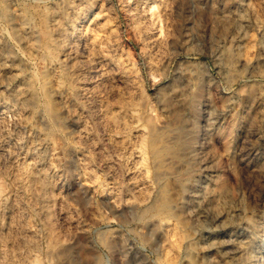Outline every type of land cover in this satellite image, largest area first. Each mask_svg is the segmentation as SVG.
<instances>
[{"label": "rangeland", "instance_id": "rangeland-1", "mask_svg": "<svg viewBox=\"0 0 264 264\" xmlns=\"http://www.w3.org/2000/svg\"><path fill=\"white\" fill-rule=\"evenodd\" d=\"M0 94V264H264V0H0Z\"/></svg>", "mask_w": 264, "mask_h": 264}, {"label": "bare ground", "instance_id": "bare-ground-1", "mask_svg": "<svg viewBox=\"0 0 264 264\" xmlns=\"http://www.w3.org/2000/svg\"><path fill=\"white\" fill-rule=\"evenodd\" d=\"M83 23V22H82ZM76 24V23H75ZM75 28V27H74ZM77 30V29H76ZM73 37V36H72ZM2 63V62H1ZM4 63H6V62H4ZM3 63V64H4ZM8 63V62H7ZM55 63V62H54ZM11 65V64H10ZM5 66V65H4ZM10 67V66H9ZM13 67V66H12ZM16 67V66H15ZM7 68V67H6ZM11 68V67H10ZM4 69V68H3ZM8 71V70H7ZM11 71V70H10ZM13 72V71H12ZM12 72H11V74H12ZM15 72V71H14ZM2 73V72H1ZM7 73V72H6ZM3 74V73H2ZM8 76H9V74H7ZM5 76H6V74H5ZM4 76V77H5ZM7 76V77H8ZM10 77H12V76H10ZM9 78V77H8ZM16 79V78H15ZM3 80V79H2ZM4 82V81H3ZM7 82V81H6ZM24 86V85H23ZM6 87V86H5ZM25 92V91H24ZM23 92V93H24ZM20 93H22V92H20ZM1 95V94H0ZM28 95V94H27ZM19 97H21L20 95H18ZM16 98V97H15ZM23 98V97H22ZM29 98V97H28ZM26 100H28V99H26ZM30 100H32L31 98H30ZM29 100V101H30ZM20 101V100H19ZM24 101V100H23ZM21 102H22V100H21ZM32 102V101H31ZM1 103V102H0ZM20 105V104H19ZM23 107H24V105H23ZM4 108V107H3ZM21 108V107H20ZM6 111V110H5ZM27 111H28V109H27ZM31 112V111H30ZM23 114V113H22ZM30 114V113H29ZM29 116V115H28ZM14 117V116H13ZM16 118V117H15ZM25 118H26V116H25ZM22 119H23V117H22ZM10 120V119H9ZM4 121V120H3ZM30 121V120H29ZM40 122V121H39ZM4 125V124H3ZM41 125V124H40ZM5 126V125H4ZM9 126V125H8ZM20 126V125H19ZM23 126H25L24 125V123H23ZM6 127V126H5ZM30 127V126H29ZM28 128V127H27ZM23 129V128H22ZM26 130V129H25ZM22 131V130H21ZM5 132V131H4ZM8 133V132H7ZM11 133V132H10ZM36 133V132H35ZM27 136V135H26ZM18 137V136H17ZM38 139V138H37ZM31 140V139H30ZM38 141H40V140H38ZM30 144V143H29ZM44 144V143H43ZM38 145V144H37ZM40 145H42V144H40ZM46 145V144H45ZM12 146V145H11ZM18 146V145H17ZM32 146V145H31ZM5 146H3V148H4ZM34 147V146H33ZM9 148V147H8ZM18 148H19V146H18ZM17 148V149H18ZM31 148V147H30ZM36 148V147H35ZM6 149V148H5ZM4 149V150H5ZM3 150V149H2ZM4 150L2 151V152H4ZM6 151V150H5ZM50 153V152H49ZM3 154V153H2ZM28 154V153H27ZM15 155V154H14ZM32 155V154H31ZM3 157V156H2ZM24 158V157H23ZM5 159V158H4ZM31 161V160H30ZM7 163V162H6ZM11 163V162H10ZM13 163V162H12ZM3 164V163H2ZM20 165V164H19ZM5 166V165H4ZM31 166V165H30ZM47 167V166H46ZM32 169V168H31ZM10 170V169H9ZM16 170V169H15ZM30 170V169H29ZM41 170V169H40ZM8 171V170H7ZM14 172V171H13ZM47 172V171H46ZM53 172V171H52ZM30 173V172H29ZM37 174V173H36ZM42 174V173H41ZM14 176V175H13ZM41 179V178H40ZM31 180V179H30ZM42 180V179H41ZM15 181V180H14ZM50 181V180H49ZM37 182V181H36ZM22 188V187H21ZM40 190V189H39ZM25 192V191H24ZM37 192V191H36ZM32 193V192H31ZM34 193V192H33ZM19 194V193H18ZM23 194V193H22ZM24 196V195H23ZM32 197V196H31ZM30 197V198H31ZM43 197V196H42ZM20 198V197H19ZM22 199V198H21ZM21 201V200H20ZM19 201V202H20ZM26 202V201H25ZM35 202V201H34ZM24 204V203H23ZM27 204V203H26ZM37 204V203H36ZM41 205V204H40ZM13 206H15V205H13ZM35 206V205H34ZM22 207V206H21ZM27 207V206H26ZM37 207V206H36ZM16 208H18V207H16ZM11 209V208H10ZM25 210V209H24ZM41 210H42V208H41ZM19 212V211H18ZM21 212V211H20ZM26 212V211H25ZM2 214V213H1ZM14 214H15V212H14ZM6 215V214H5ZM13 215V214H12ZM18 216V215H17ZM45 217V216H44ZM31 218V217H30ZM32 219V218H31ZM16 221V220H15ZM24 221V220H23ZM31 222H32V220H31ZM13 226V225H12ZM27 227V226H26ZM18 228V227H17ZM8 229V228H7ZM13 229V228H12ZM32 229V228H31ZM37 229V228H36ZM11 230V229H10ZM19 230V229H18ZM17 230V231H18ZM16 231V232H17ZM15 232V231H14ZM28 232V231H27ZM32 232V231H31ZM34 232V231H33ZM39 233V232H38ZM34 234V233H33ZM5 235V234H4ZM11 235V234H10ZM15 235V234H14ZM31 235V234H30ZM6 236V235H5ZM26 236V235H25ZM24 237V236H23ZM35 237H36V235H35ZM4 238V237H3ZM34 238V237H33ZM17 239V238H16ZM39 239V238H38ZM32 239H30V241H31ZM8 241V240H7ZM32 242V241H31ZM13 243V242H12ZM17 243V242H16ZM14 244V243H13ZM19 245V244H18ZM25 245V244H24ZM35 247V246H34ZM23 248V247H22ZM27 249V248H26ZM9 250V249H8ZM9 252V251H8ZM27 252V251H26ZM30 253V252H29ZM28 254V253H27ZM20 258V257H19ZM24 262V261H23ZM39 262V261H38ZM34 263V262H33ZM36 264V263H35Z\"/></svg>", "mask_w": 264, "mask_h": 264}]
</instances>
